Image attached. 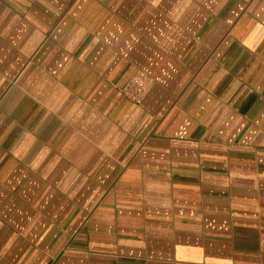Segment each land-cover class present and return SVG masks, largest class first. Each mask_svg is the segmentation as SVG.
<instances>
[{"label": "crops", "instance_id": "crops-1", "mask_svg": "<svg viewBox=\"0 0 264 264\" xmlns=\"http://www.w3.org/2000/svg\"><path fill=\"white\" fill-rule=\"evenodd\" d=\"M0 264H264V0H0Z\"/></svg>", "mask_w": 264, "mask_h": 264}, {"label": "built area", "instance_id": "built-area-1", "mask_svg": "<svg viewBox=\"0 0 264 264\" xmlns=\"http://www.w3.org/2000/svg\"><path fill=\"white\" fill-rule=\"evenodd\" d=\"M148 89V77L144 72L135 76L123 89L135 103L142 104Z\"/></svg>", "mask_w": 264, "mask_h": 264}]
</instances>
